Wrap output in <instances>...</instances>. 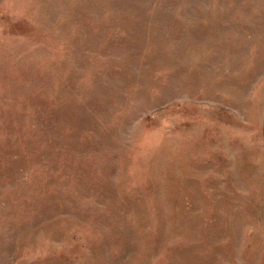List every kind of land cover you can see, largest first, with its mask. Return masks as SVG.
<instances>
[{
    "label": "rangeland",
    "instance_id": "1",
    "mask_svg": "<svg viewBox=\"0 0 264 264\" xmlns=\"http://www.w3.org/2000/svg\"><path fill=\"white\" fill-rule=\"evenodd\" d=\"M0 264H264V0H0Z\"/></svg>",
    "mask_w": 264,
    "mask_h": 264
}]
</instances>
